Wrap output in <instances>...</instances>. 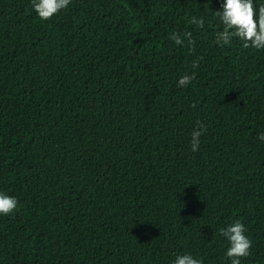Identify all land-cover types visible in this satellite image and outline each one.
Here are the masks:
<instances>
[{
    "label": "trees",
    "instance_id": "trees-1",
    "mask_svg": "<svg viewBox=\"0 0 264 264\" xmlns=\"http://www.w3.org/2000/svg\"><path fill=\"white\" fill-rule=\"evenodd\" d=\"M220 3L0 0V264H230L236 220L264 264V50L215 43Z\"/></svg>",
    "mask_w": 264,
    "mask_h": 264
},
{
    "label": "clouds",
    "instance_id": "clouds-1",
    "mask_svg": "<svg viewBox=\"0 0 264 264\" xmlns=\"http://www.w3.org/2000/svg\"><path fill=\"white\" fill-rule=\"evenodd\" d=\"M71 0H31L32 8L42 21L50 20L61 10L68 7ZM207 7L208 4H206ZM213 16L218 22V30L215 32V43L221 47L230 46L233 39L241 42L244 49L264 50V4L257 8L254 0H221L220 8L214 10ZM189 24L198 28H204L205 19L203 17L192 16L188 21ZM187 38L190 46L189 50L193 51L195 41L191 38V32L183 34ZM170 39L177 45H183L184 39L180 34L173 32ZM200 57L193 60L192 68H198ZM195 74H185L178 79L179 87L188 86L194 79ZM195 107V105H193ZM207 131V126L197 121V128L191 133L190 147L193 152L198 151L200 145L199 137ZM259 139L264 142V133L259 134ZM19 201L15 196L7 195L0 192V215L10 216L13 214ZM246 226L236 220L226 228L219 229L220 234L228 241V248L225 255L229 258L230 264H241V258L248 257L252 248V241L246 235ZM173 264H202V260L194 258L190 253L177 255Z\"/></svg>",
    "mask_w": 264,
    "mask_h": 264
}]
</instances>
